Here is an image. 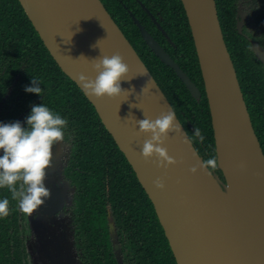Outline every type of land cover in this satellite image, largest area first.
<instances>
[{
    "label": "water",
    "instance_id": "water-1",
    "mask_svg": "<svg viewBox=\"0 0 264 264\" xmlns=\"http://www.w3.org/2000/svg\"><path fill=\"white\" fill-rule=\"evenodd\" d=\"M50 55L94 106L102 124L131 165L152 202L177 264H264V151L255 132L234 62L228 50L216 0H181L199 60L220 173L189 170L204 160L140 55L102 0H18ZM135 19V18H134ZM154 54L187 87L201 92L160 43L135 19ZM264 65V49L253 44ZM119 53L128 65L117 98L85 94L78 77L95 79L93 60ZM149 82L150 91L142 94ZM173 110L180 131L164 147L178 161L167 170L141 156L150 137L136 121L155 120ZM163 179L165 190L155 189Z\"/></svg>",
    "mask_w": 264,
    "mask_h": 264
},
{
    "label": "trees",
    "instance_id": "trees-1",
    "mask_svg": "<svg viewBox=\"0 0 264 264\" xmlns=\"http://www.w3.org/2000/svg\"><path fill=\"white\" fill-rule=\"evenodd\" d=\"M139 1L157 19L171 42L162 34L137 0H102L169 99L175 112L183 114V123L187 124L186 120L190 121L189 126L192 130L199 128L204 134V141L198 140L205 149L204 153L208 154L209 158L212 155L217 157L201 68L183 4L181 0ZM235 2L236 0H216L218 15L255 132L264 151V67L252 55L246 39L235 28ZM152 6L158 9H153ZM134 18L163 45L171 58L201 90L203 93L201 99L194 98L175 71L165 65L148 47ZM0 26L7 30V35L3 34L1 37L3 42L16 39L24 44L11 51L9 55L14 54L15 57L11 59H17L12 63H16V66L26 59L27 69L24 79L30 87L33 86L32 78L40 82V87L46 94L39 105L44 104L58 112L80 133L79 141L82 142L80 145L83 144L86 148V153L82 157L83 162L80 163L89 164L96 172L90 179L89 196L85 197L86 204L92 205L94 196L91 193L97 191L100 187L99 182L103 178L101 173H97L99 167L92 165L93 162L98 161L102 171H106L109 176L108 186L112 198L121 197V201L116 205L118 216L133 219V223L138 226L141 233L144 232L146 235L158 231L163 251L158 252V249L154 248L153 254L161 253L165 260L158 262L156 255L155 262L162 264L166 261V264H177L163 228L158 222L153 204L125 155L102 124L94 106L52 58L18 0H0ZM127 173L131 175L128 179ZM106 190V184H102V191ZM100 214H105L104 208L101 209ZM93 217L94 221L99 218L96 208L89 212L88 220L92 223H94Z\"/></svg>",
    "mask_w": 264,
    "mask_h": 264
},
{
    "label": "flooded vegetation",
    "instance_id": "flooded-vegetation-1",
    "mask_svg": "<svg viewBox=\"0 0 264 264\" xmlns=\"http://www.w3.org/2000/svg\"><path fill=\"white\" fill-rule=\"evenodd\" d=\"M137 2L171 42L148 8L139 0ZM234 5L235 28L246 39L252 55L258 60L253 44L264 49V0H236ZM3 34L7 35V30L0 26V124L20 122L26 128V118L30 115L31 108L39 105L46 92L37 96L25 91V87H30L24 79L26 59L16 66V63H12L17 59H11L15 57L14 54L9 55L24 44L16 39L3 42ZM262 66L264 67L263 64ZM202 95L201 92V98ZM176 114L200 156L209 159L198 141L199 138L194 135V129L189 126L190 121L186 120L185 124L182 121L183 114H178L177 111ZM78 132L68 121L64 129L63 145H57L53 149L54 167L47 170L45 184L51 190V197L37 212L31 216L23 213L19 208V199L13 200L7 188H0V199L7 198L10 201V215L0 217V264H157L156 255L158 262L165 260L161 253L153 254L154 248L158 252L163 251L158 231L146 235L141 233L133 219L118 216L116 205L121 197L112 198L108 186L109 176L106 171H102L98 161L92 165L99 167L97 173H101L103 178L94 193L96 195L91 193L94 196L92 205L86 204L90 179L96 172L89 164L80 163L83 162L86 148L83 144L80 145L82 142L79 141ZM0 155H3L2 151ZM212 171L218 172L217 169ZM127 175L128 179L131 175ZM102 184H106V191H102ZM94 208L99 218L94 221L93 217L92 223L88 216ZM102 208L104 215L100 214ZM168 245L170 246L169 241ZM162 264H166V261Z\"/></svg>",
    "mask_w": 264,
    "mask_h": 264
},
{
    "label": "clouds",
    "instance_id": "clouds-1",
    "mask_svg": "<svg viewBox=\"0 0 264 264\" xmlns=\"http://www.w3.org/2000/svg\"><path fill=\"white\" fill-rule=\"evenodd\" d=\"M93 70L97 73L95 79L83 74L78 77L86 95L96 99L117 98L124 93L128 96L134 89L124 90L121 81L128 79L129 68L124 58L119 54L111 57L102 55L93 60ZM31 87H25L27 93L42 96L40 82L32 78ZM149 82L142 89V94L150 91ZM144 119L136 121L139 134L149 136L143 143L141 156L145 162L152 161L156 166L167 170L176 166L178 161L170 157L164 147L170 132H179V124L175 112L170 110L162 113L155 120L144 115ZM27 127L20 122L0 124V188H7L13 200L19 199L20 210L31 216L40 209L51 197V190L46 186L47 170L54 167L53 149L63 145L64 129L68 121L58 112L51 110L44 104L33 106L26 118ZM194 135L201 142L205 136L199 128L194 129ZM219 167L218 159L212 155L209 159L201 160L197 166L189 171L195 175L198 171H206L211 176V170ZM154 187L164 191L163 179H156ZM10 215V201L0 199V217Z\"/></svg>",
    "mask_w": 264,
    "mask_h": 264
}]
</instances>
